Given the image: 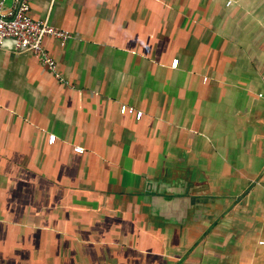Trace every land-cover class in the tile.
Wrapping results in <instances>:
<instances>
[{
	"label": "crops",
	"instance_id": "obj_1",
	"mask_svg": "<svg viewBox=\"0 0 264 264\" xmlns=\"http://www.w3.org/2000/svg\"><path fill=\"white\" fill-rule=\"evenodd\" d=\"M29 14L71 37L0 44V264H264V0Z\"/></svg>",
	"mask_w": 264,
	"mask_h": 264
},
{
	"label": "built area",
	"instance_id": "obj_2",
	"mask_svg": "<svg viewBox=\"0 0 264 264\" xmlns=\"http://www.w3.org/2000/svg\"><path fill=\"white\" fill-rule=\"evenodd\" d=\"M31 0H0V41L5 38L15 40V48L30 51L46 69L53 72L60 79L56 70V62L53 57L43 47V39L46 36L56 38L62 45L71 37L69 31L49 25L45 20L34 19L30 16ZM178 59H173L172 67H176ZM121 113L134 114L139 119L142 115L141 111L122 104L120 106ZM55 140L54 135L49 136V142ZM73 150L82 153V146H74ZM263 243V242H261Z\"/></svg>",
	"mask_w": 264,
	"mask_h": 264
},
{
	"label": "water",
	"instance_id": "obj_3",
	"mask_svg": "<svg viewBox=\"0 0 264 264\" xmlns=\"http://www.w3.org/2000/svg\"><path fill=\"white\" fill-rule=\"evenodd\" d=\"M7 40H11L13 43H15V40L14 39H12V38H5V39H2L0 41V44H2L3 42H6Z\"/></svg>",
	"mask_w": 264,
	"mask_h": 264
}]
</instances>
